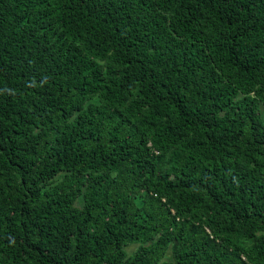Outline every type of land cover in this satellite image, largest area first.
<instances>
[{
  "label": "trees",
  "instance_id": "trees-1",
  "mask_svg": "<svg viewBox=\"0 0 264 264\" xmlns=\"http://www.w3.org/2000/svg\"><path fill=\"white\" fill-rule=\"evenodd\" d=\"M0 264H264V0H0Z\"/></svg>",
  "mask_w": 264,
  "mask_h": 264
},
{
  "label": "rangeland",
  "instance_id": "rangeland-1",
  "mask_svg": "<svg viewBox=\"0 0 264 264\" xmlns=\"http://www.w3.org/2000/svg\"><path fill=\"white\" fill-rule=\"evenodd\" d=\"M135 249V246L129 247V251H133Z\"/></svg>",
  "mask_w": 264,
  "mask_h": 264
}]
</instances>
